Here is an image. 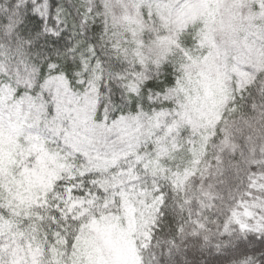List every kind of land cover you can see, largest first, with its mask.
Listing matches in <instances>:
<instances>
[{
	"label": "snow or ice",
	"instance_id": "1",
	"mask_svg": "<svg viewBox=\"0 0 264 264\" xmlns=\"http://www.w3.org/2000/svg\"><path fill=\"white\" fill-rule=\"evenodd\" d=\"M0 264H264V0H0Z\"/></svg>",
	"mask_w": 264,
	"mask_h": 264
}]
</instances>
